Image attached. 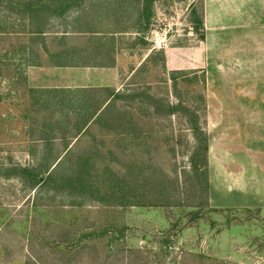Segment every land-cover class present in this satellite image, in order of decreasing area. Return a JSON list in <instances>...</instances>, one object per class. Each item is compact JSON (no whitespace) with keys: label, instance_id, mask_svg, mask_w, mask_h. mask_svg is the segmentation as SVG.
<instances>
[{"label":"rangeland","instance_id":"rangeland-1","mask_svg":"<svg viewBox=\"0 0 264 264\" xmlns=\"http://www.w3.org/2000/svg\"><path fill=\"white\" fill-rule=\"evenodd\" d=\"M203 6L84 0L44 36L0 33V264H264V180L255 194L246 181L243 199L224 180L222 82L202 68L167 72L161 61L164 48L204 40ZM115 47L137 53L127 69L141 62L116 93L34 81L32 67L53 64L49 55L63 49L93 62ZM193 153L200 168L207 164L201 176L188 172ZM166 179L176 187L169 205L116 203L114 191L148 201L149 183Z\"/></svg>","mask_w":264,"mask_h":264},{"label":"crops","instance_id":"crops-1","mask_svg":"<svg viewBox=\"0 0 264 264\" xmlns=\"http://www.w3.org/2000/svg\"><path fill=\"white\" fill-rule=\"evenodd\" d=\"M202 20L204 40L193 48H164L163 66L167 72L202 68L215 86L222 82L224 180L229 195L243 199L247 182L255 194L257 180H264V162L257 158V153L264 156L259 148L264 140L257 137L264 128V0H204ZM119 52L115 47L114 63L101 67L40 63L32 67L38 73L34 81L43 88H101L116 93L141 63L127 69L137 53Z\"/></svg>","mask_w":264,"mask_h":264},{"label":"trees","instance_id":"trees-1","mask_svg":"<svg viewBox=\"0 0 264 264\" xmlns=\"http://www.w3.org/2000/svg\"><path fill=\"white\" fill-rule=\"evenodd\" d=\"M140 3L142 0H139ZM84 0H6L5 1V9L7 11V15H0V33H10V34H29L32 36H44L48 34L51 23L65 20L67 13L73 9V7H80L81 3ZM144 2V1H143ZM140 5V4H139ZM3 6V5H2ZM140 11V19H144V21L148 20V7L141 5ZM144 11V14L142 12ZM144 15V17H142ZM2 17V18H1ZM59 24H63V22H59ZM197 24L199 27L202 26V19L198 20ZM127 27L123 26L122 30ZM83 32H92L97 34V31L93 30V27L83 28ZM137 31H140L139 29ZM82 32V31H80ZM68 31L65 29L62 31V36H66ZM203 38V35L201 36ZM75 52L78 53V56H75ZM81 50H69L63 49L59 51L57 54L49 55L51 61L55 66L61 67H83V66H93V67H101L109 64H113V58H110V62H104L103 60H95L93 62H86V60H80L81 56L79 55ZM106 59V58H105ZM161 61L164 62L163 51L161 52ZM164 65V64H162ZM83 90L89 88H82ZM113 95V93H111ZM106 100L104 99L101 102H93L94 110L89 114L88 119L81 125L79 128V133L81 131H85L88 123L93 122L98 118L103 109L107 106L105 105ZM201 145L203 150H207V142L205 139L201 140ZM198 148L196 149V152ZM194 155L191 157V167L189 169V173H193L194 176H201L207 172V164H202L201 168L198 166L197 162L193 160ZM57 157L55 158V160ZM84 174L79 173L77 177L79 179H84ZM88 179V178H87ZM150 184L149 193L152 199L144 202H136L133 201L130 197H126L124 191L118 192L114 191L116 203L119 205H136V206H164L169 205L171 202V196L173 197L174 193H176L175 183L170 180H153ZM174 186L173 190L171 188ZM205 187L207 189V182H205ZM98 193L99 190L96 188ZM110 190H108L109 192ZM107 192V191H106ZM111 193V192H110ZM124 195L126 199L124 200L119 198ZM97 197V198H96ZM95 199L99 201H106L105 198H100L101 196H96Z\"/></svg>","mask_w":264,"mask_h":264}]
</instances>
